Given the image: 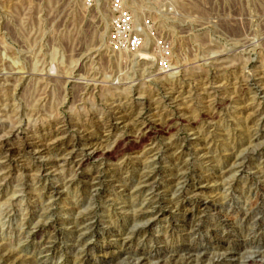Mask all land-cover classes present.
Returning <instances> with one entry per match:
<instances>
[{"label": "rangeland", "instance_id": "1", "mask_svg": "<svg viewBox=\"0 0 264 264\" xmlns=\"http://www.w3.org/2000/svg\"><path fill=\"white\" fill-rule=\"evenodd\" d=\"M110 2L0 0V264L264 263V0Z\"/></svg>", "mask_w": 264, "mask_h": 264}, {"label": "built area", "instance_id": "2", "mask_svg": "<svg viewBox=\"0 0 264 264\" xmlns=\"http://www.w3.org/2000/svg\"><path fill=\"white\" fill-rule=\"evenodd\" d=\"M90 6L95 0H86ZM113 12L108 42L113 52H137L143 44L141 34L135 29L133 13L125 7L124 0H111Z\"/></svg>", "mask_w": 264, "mask_h": 264}, {"label": "bare ground", "instance_id": "3", "mask_svg": "<svg viewBox=\"0 0 264 264\" xmlns=\"http://www.w3.org/2000/svg\"><path fill=\"white\" fill-rule=\"evenodd\" d=\"M141 55V56H140ZM139 56L142 58V59H144V60H147V55L146 54H143V53H139ZM141 139V138H140ZM75 146V145H74ZM72 147V146H71ZM74 148V147H73ZM92 151V150H91ZM95 154V153H94ZM98 156V155H97ZM85 157V156H84ZM87 157V156H86ZM84 162V161H83ZM83 162H81V163H83ZM79 164V163H78ZM81 166V165H80ZM96 179H99V177H97ZM144 179H149V177H146L145 176V178ZM97 181V180H96ZM146 181V183H148V181L147 180H145ZM142 216L141 217H143V216H145V212H143L142 214H141ZM187 252V253H186ZM186 254H187V257L186 258H188V259H193L194 258V256H195V254L198 252V250L197 249H187L186 250ZM196 257V256H195ZM204 258V257H203ZM173 259V261H174V263L175 264H178L179 262L177 261V257L175 256V257H173L172 258ZM178 259H179V257H178ZM182 260V259H181ZM180 260V262L181 263H183L182 261ZM203 260V259H202ZM192 262V261H191ZM253 262H249V264H252ZM261 264H264V263H261Z\"/></svg>", "mask_w": 264, "mask_h": 264}]
</instances>
